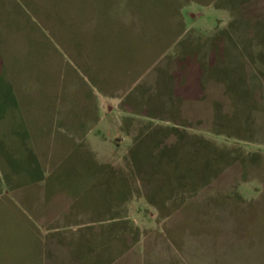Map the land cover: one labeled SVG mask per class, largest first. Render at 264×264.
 Wrapping results in <instances>:
<instances>
[{
    "label": "rangeland",
    "instance_id": "374dc122",
    "mask_svg": "<svg viewBox=\"0 0 264 264\" xmlns=\"http://www.w3.org/2000/svg\"><path fill=\"white\" fill-rule=\"evenodd\" d=\"M258 2L0 0V264L78 210L92 264H264Z\"/></svg>",
    "mask_w": 264,
    "mask_h": 264
},
{
    "label": "crops",
    "instance_id": "0c3cea01",
    "mask_svg": "<svg viewBox=\"0 0 264 264\" xmlns=\"http://www.w3.org/2000/svg\"><path fill=\"white\" fill-rule=\"evenodd\" d=\"M260 0H190V4L186 7L190 9L188 11V17L192 19H200L206 15H212L216 18H220L222 15H229L231 13H245V8H255L257 9V4ZM264 1V0H262ZM249 5V6H248ZM262 6V5H260ZM264 7V5H263ZM254 13H261L254 11ZM197 17V18H196ZM15 127L21 125L15 124ZM18 132L15 129L14 134ZM46 193L36 201L33 205L35 209L45 208L49 203L50 196L49 192L51 191L50 187L44 189ZM81 193H79L80 195ZM65 205V204H64ZM78 205L81 206V203ZM77 213V215H74ZM72 221L68 222L67 230L59 231L58 227L47 229L46 233H42V239L40 243V254L37 256L39 264H92L91 256L89 257L88 247V238L89 240H94V244H100V249L102 248V238L103 231L98 227L92 230H88L89 225H94L97 221L86 220L85 211L78 210L69 216ZM93 222V223H91ZM66 229V228H64ZM115 234L111 232L109 234L110 239H114ZM116 238V237H115ZM97 252V250H96ZM102 256V249L100 257ZM97 255L95 253L94 261H99L96 259ZM99 258V257H98Z\"/></svg>",
    "mask_w": 264,
    "mask_h": 264
}]
</instances>
